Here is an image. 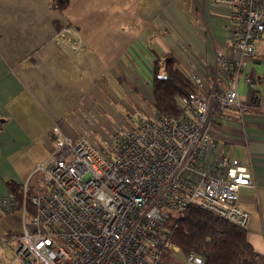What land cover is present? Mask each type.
Instances as JSON below:
<instances>
[{
    "label": "built area",
    "instance_id": "obj_1",
    "mask_svg": "<svg viewBox=\"0 0 264 264\" xmlns=\"http://www.w3.org/2000/svg\"><path fill=\"white\" fill-rule=\"evenodd\" d=\"M210 3L227 9L231 45L241 54L231 62L217 52L222 88L208 77L203 89L205 77L190 67L192 88L181 97L179 114L128 112L100 139V149V140L66 135L54 125L51 157L34 170L41 171V186L0 195L2 213L21 215L18 230H0V244L12 246L0 264H204L171 237L190 204L248 226L239 190L253 184L251 170L216 150L209 124L212 110L249 111L238 92L240 79L252 93L256 81L264 85V77L245 69L264 32V0ZM55 37L72 49L82 44L70 24Z\"/></svg>",
    "mask_w": 264,
    "mask_h": 264
},
{
    "label": "crops",
    "instance_id": "obj_2",
    "mask_svg": "<svg viewBox=\"0 0 264 264\" xmlns=\"http://www.w3.org/2000/svg\"><path fill=\"white\" fill-rule=\"evenodd\" d=\"M63 24L75 28L79 48L55 37ZM254 43L245 69L262 78L264 32ZM218 51L231 62L241 57L227 9L210 0H69L62 10L50 0H0V195L41 186L34 170L51 157L54 125L66 135L103 139L124 114L151 111L156 53L171 55L185 74L196 68L206 78L203 89L208 77L221 89ZM238 92L249 111L212 110L209 130L216 150L251 170L253 184L240 188L239 203L250 214L247 240L264 254V85L256 81L252 93L240 79ZM3 214L1 229H15L6 218L13 214Z\"/></svg>",
    "mask_w": 264,
    "mask_h": 264
},
{
    "label": "trees",
    "instance_id": "obj_3",
    "mask_svg": "<svg viewBox=\"0 0 264 264\" xmlns=\"http://www.w3.org/2000/svg\"><path fill=\"white\" fill-rule=\"evenodd\" d=\"M68 3L50 0L54 9ZM152 73L153 111L179 114L180 99L192 88L188 76L165 53L154 55ZM171 237L183 253L199 254L204 264H264V254L254 250L244 228L194 204L179 218Z\"/></svg>",
    "mask_w": 264,
    "mask_h": 264
},
{
    "label": "rangeland",
    "instance_id": "obj_4",
    "mask_svg": "<svg viewBox=\"0 0 264 264\" xmlns=\"http://www.w3.org/2000/svg\"><path fill=\"white\" fill-rule=\"evenodd\" d=\"M150 108H151V110L153 111L154 110V106L153 105H151L150 104V106H149ZM148 110V109H147ZM119 122V119H117V122L114 120V123H113V127H115V126H117V125H119L120 124V122ZM87 123L88 124H93V122H91L90 120L89 121H87ZM94 126V125H93ZM93 126H90V125H88L87 127H88V129L90 128L91 129V127H93ZM88 136H93V134L92 135H88ZM94 136H95V139H98V140H100L99 139V137H98V134H96V133H94ZM101 141L102 140H100L99 142H97L96 144H97V147L100 149V147H101ZM21 187H19L18 189H20ZM17 193H18V191H16ZM32 191H31V189H30V193H31ZM19 196H20V194H18ZM5 215L0 211V230H2L1 228H4L5 227ZM7 219H8V222H10V224H13V225H15L14 227H15V229L16 230H18L19 229V225H20V220H21V215L19 214V213H14L13 215H11V216H7L6 217ZM4 224V225H3ZM11 245H7V244H0V252H5L3 255L2 254H0V258L1 259H7L8 258V255L10 256L11 255V253H12V251H11Z\"/></svg>",
    "mask_w": 264,
    "mask_h": 264
},
{
    "label": "bare ground",
    "instance_id": "obj_5",
    "mask_svg": "<svg viewBox=\"0 0 264 264\" xmlns=\"http://www.w3.org/2000/svg\"><path fill=\"white\" fill-rule=\"evenodd\" d=\"M177 245V244H176ZM174 263H175V261H174Z\"/></svg>",
    "mask_w": 264,
    "mask_h": 264
}]
</instances>
